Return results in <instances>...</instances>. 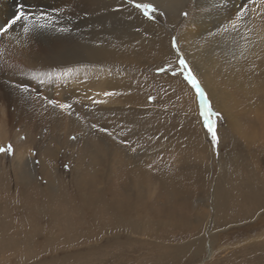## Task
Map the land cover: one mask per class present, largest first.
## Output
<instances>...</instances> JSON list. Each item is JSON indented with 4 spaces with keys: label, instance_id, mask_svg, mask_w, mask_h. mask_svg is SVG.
Here are the masks:
<instances>
[{
    "label": "rangeland",
    "instance_id": "rangeland-1",
    "mask_svg": "<svg viewBox=\"0 0 264 264\" xmlns=\"http://www.w3.org/2000/svg\"><path fill=\"white\" fill-rule=\"evenodd\" d=\"M120 1L127 5L125 10H131L126 17L118 6L102 14L96 5L81 6L78 0L71 1L67 11L51 0H9L3 7L6 13L0 16V26L12 18L21 3L33 18L46 15L52 20L49 27L34 28L27 34L18 23L0 37L2 47L13 40L12 35L30 36L51 58L42 53L33 61L38 70L33 73V80L37 83L25 76L14 85L29 89L20 99L39 111V117L31 123L20 118L19 110L14 114L10 111L4 95L5 87L11 86L6 78L0 80V147H13L11 155L0 153V234L5 232L4 238L20 242L1 244L0 240V264H120L124 259L108 262V257L121 254L125 245L140 243L127 241L125 231L118 237L107 232L90 238L80 236L65 245L50 244L45 239L56 235L54 223H59V219L64 221L65 239L76 235V226H90L86 222L94 213L97 220L110 226V211L104 209L108 201L137 200L141 188L149 201L164 197L171 190L182 192L174 205H187L183 211L189 212V223L184 225L194 227L193 231L170 232L168 240L151 238L148 243L174 250L189 245L191 250L175 256L177 264H264V64L255 58L237 63L205 46L201 49L200 36L196 34L189 40L182 39L191 20V3L175 16L177 22L173 26L167 25L164 9L156 7L159 12L149 21L126 0ZM241 7L236 12H243V22L264 24V0H245ZM233 17L231 20L237 22ZM144 20L170 30L168 50L160 58L151 48L138 51L135 61L117 58L99 64L74 58L79 45L116 52L124 42L153 39L151 30L138 25ZM74 35L84 39L72 41ZM173 38L213 112L219 114L211 117L219 137L218 151L203 126L194 91L182 77L157 73L159 67L176 63L175 50L171 48ZM59 40L61 45L54 46ZM188 47L196 52L195 59V52L190 56ZM63 54L67 62L55 60ZM21 64L27 68L26 63ZM52 75L60 82L44 86L42 79ZM105 92L117 94L105 96ZM49 100L70 104L71 115L69 110L53 107ZM92 149L96 157L84 154ZM46 170L48 177L42 175ZM250 176L255 179L256 193L251 198L253 202L249 200L244 205L256 206L248 207L251 211L236 212L231 202L222 203L216 195L220 185L222 189L228 184L235 192L238 188L243 191ZM46 179L50 185L45 184ZM199 183L205 184L200 191L195 186ZM82 184H86L85 188ZM53 197L62 199L59 202L64 208H58L59 202L51 206L48 200L56 201ZM168 201L174 200H165ZM88 202L93 205L89 207ZM231 208L235 212H229ZM221 212L231 217L228 219ZM50 220L54 222L50 225L53 231L45 227ZM162 234L166 235L163 231ZM138 239L141 238L135 241ZM156 256L147 257L158 264ZM137 261L136 264L144 262ZM162 262L171 264L169 259Z\"/></svg>",
    "mask_w": 264,
    "mask_h": 264
},
{
    "label": "bare ground",
    "instance_id": "bare-ground-1",
    "mask_svg": "<svg viewBox=\"0 0 264 264\" xmlns=\"http://www.w3.org/2000/svg\"><path fill=\"white\" fill-rule=\"evenodd\" d=\"M8 1L9 0H0V10L2 9L0 11V16H3L2 14L4 13L3 7L9 4ZM39 1H42V0H39ZM51 1L54 4H56V6L59 9H63L67 11L69 3L71 1L76 2L77 0H51ZM78 1H80L79 5L81 6L84 4L85 5L88 4L90 6L96 5L98 10L102 14H107L109 8L117 7V6L120 8L121 11L123 10V14L125 17L128 15L129 12H131L130 9L125 10L124 6H127V5H125V3L120 0H78ZM140 1L149 2L153 6L159 9H164L166 20H167L166 21L167 25L172 24L173 26L177 22L175 16L177 14L179 15V12L182 9H184L187 3H191L190 8L188 9V13L191 15V20L185 27L184 32H182V39H184L185 41L189 40L191 38V35L196 34L197 36H200L199 39L201 40V46H200L201 49L205 46L210 49V52H217L219 53L221 57L231 59L232 61L237 62V63L240 60H243L245 58H255L256 60L258 59L260 63L264 64V24L260 25V23H258V25H256L257 23L255 24L251 22V20H246L245 22H243L244 17H242L241 20L240 19L238 20L236 18L237 15L239 14L236 11L242 6L245 0H140ZM234 11L235 13H233ZM233 15L236 16L235 20L237 22H233L231 20V17H233ZM4 18H5L4 20H6V17ZM260 19H261V16H260ZM262 22L264 23V21ZM233 24L236 25L235 28L232 27ZM138 25L140 26L144 25L149 30H151L154 34V38L151 40L149 39V41L147 38H145L147 39L145 41H142L140 39L138 40L135 39V41L132 40L131 42H128V43L124 42V44L121 45L116 52L114 50H113L114 52H112V50L111 52L106 49L104 50L102 48H99V46L82 47L79 45L80 47L76 46L78 48V52H76L73 56L74 58L76 57V61L79 59V57H81L84 60L91 61V62L94 61V63H99V64H101L102 62L106 63L109 60L111 61L117 60V58H119V60L120 59L122 60L123 58H129V60L131 59L132 61H135L137 60V56L139 52L143 53L146 51L144 50V48L145 49L151 48L153 49L151 51L156 52V57L160 58V54L163 55L164 52L168 50V47H167L168 34H170V30L165 29L164 26L158 25L156 23L155 24L147 23V20L145 22L143 21L138 22ZM143 30H144V27H143ZM141 32L142 34H144L142 30ZM11 37H13L12 41H6L7 43L2 44V47L0 46V80L2 78H6L10 83L9 85L11 86V87L9 86L5 87L4 97L9 102L8 104L10 107V111H12L13 114L19 110L20 118H22L24 121L32 122L35 120V118L39 117L38 116L39 111L32 103L23 102V100L20 99V97L24 96L26 92H21L19 90V87L15 88L14 85L17 81H19L21 78H24L25 76L27 78H31L32 81L35 80L36 82L35 78L33 80V73L35 71L37 72L38 70H36L37 68L35 67L33 61L39 56V54H42V53L43 54L46 53L47 58H48L49 53L45 52V49L34 38L30 36L27 37L25 35H21V37H19V36L12 35ZM80 39H84V38L78 35H74L72 41L76 42V41H79ZM181 41L183 43V40ZM61 43L62 42L59 40L57 41V43L54 44V46L58 45L59 47ZM180 47L184 48L185 45L183 46L180 45ZM188 50L190 51L188 52L190 56H192V51L195 52L193 48L191 47H188ZM195 55H196V52L194 53L192 59H195L194 58ZM66 59H67L66 56H64L63 54L61 55L60 58H56L55 60L64 63V62H67ZM95 61H99V62H95ZM21 62L26 63L27 65L26 69H25V65L21 64ZM48 62L50 63V60H48ZM48 62H46L47 65H48ZM28 66H32V69L29 68ZM53 76L54 75L48 76L45 80L44 78L42 79V81L44 82V86L51 87L55 85L56 83L60 82L59 78L56 79L55 76L54 77ZM11 121H14V120L12 119ZM50 153L51 152H49V154ZM85 153H92L91 155H94V157H96V153L94 152L93 149L87 150L86 152H84V154ZM86 156L88 155L86 154ZM242 174L246 175L248 173H242ZM42 175L50 176L49 170H46L45 173H43ZM251 178H252L251 176L250 178H246L247 180L248 179L250 180L247 181L246 185L243 187V191H241V189L238 188L235 192L234 188L231 185L229 187L228 184L226 186L224 185L222 189L220 185L218 187V191L216 195L222 198V203L224 201H228V203L231 202L236 212H244L243 211L244 209L251 211V209H254L256 206L253 205L252 207V206L244 205L245 202L249 200L253 202V199L251 198L253 196V193L254 192L256 193V191H254L253 189L255 186L254 185L255 179H251ZM45 184L50 185L47 179L45 180ZM85 185L82 184L81 186L85 188ZM137 185L142 186L140 184H137ZM204 185L205 184H202V183L195 184L198 191H200V188L204 187ZM123 189H124L123 190L124 193L125 191L127 192L125 188ZM142 189L143 188H141V191L136 194L137 200H133L131 202L127 201L126 199L118 201V199L116 198L117 200L114 199V200L108 201L104 209L106 211L108 210L110 211V226H108L107 224H102L103 222H100L99 220H97L96 219L97 214L94 213L88 217L89 220L86 222L87 223L86 225L88 224L90 225V226H87L88 228L83 227L84 228L83 229L81 226L80 227L76 226L75 227L76 229L74 230L77 232L76 235L73 236V238L65 239L64 237L65 235H63V233L65 234L64 232L65 226L63 227L64 221L61 222V220L59 219L60 221L59 223H54L53 221L50 220V222L48 221L47 226L45 225V227H47L48 230L53 231L52 230L53 226H50V225L51 223H54V225H57V228L54 227L55 228L54 230L56 231L57 229V231H56V235L47 236V238L45 239V242L50 243V244H53V243L56 244L57 242H59L65 245L66 243H73L72 240L74 238L76 239L77 237L79 238L80 236L84 237L87 235L86 237L90 238L93 236L96 237L97 235L99 236L100 234H105L107 232L111 234L112 237H118L119 236L118 233L120 234V232L125 231L124 234H125V237L127 238V241L129 239L130 242L132 243H135V242L136 243L140 242V243L138 245H125L126 248L120 249V250H123L121 254L120 253L118 254L120 255V257H118V255L116 256L115 254H113V256L108 257L109 258L108 262H110V260H112L113 258H121L126 261L121 260L120 264H122L123 261L125 264H129V263L136 264L138 262L137 261L138 259L140 262L144 260L143 264H154L155 260L150 262L147 256L158 254V257L156 256V259L159 260L158 264H161L163 263L162 261H165L168 259L170 260L171 264H177L175 260H178V259H175V256L177 258L178 256H180V254H183V252L185 253L184 250H188V251L191 250L189 245L183 246L182 249H180L179 247L178 250H174V248L173 249L170 248L171 249L170 250L164 245H151L148 243H150L149 241H152L151 238H155V239L157 238V240L159 238L160 240L161 239L168 240L170 238L168 237L170 232H178V231H184V230L186 231V229H188V231H193L194 227L184 225V224L189 223V220H188L189 212L183 211V209L187 205H184V204H181V205L178 204V206L174 205L177 202L176 200L178 199L176 198V196L178 197L180 193L182 192H175L174 190H171L169 193L167 194L165 193L166 195H164V197L156 198L153 201L152 200L149 201L148 199L145 200V195L143 194H146V193H144ZM117 193L115 194L117 195ZM115 194L113 192V195ZM92 195L90 194V199ZM107 197H109V195ZM169 198L174 201L165 202V200ZM54 199H56V201L53 199H49V200L47 199L51 206H53L54 204H57V202L62 200L59 198L58 199L54 198ZM161 199H163L164 201H161ZM91 201L93 200L91 199ZM255 202H258V200H256ZM88 205L90 207L91 205H93V203L88 202ZM59 207H61V202H59L58 204V208ZM85 207L86 206H84V208ZM248 207H252V208L250 209ZM61 208H64V207L62 206ZM233 208H231L229 212H235L233 211ZM178 209L180 210L182 214L178 212ZM221 214L222 216L224 215L228 219L231 217L230 214L227 212L224 214L221 212ZM224 220L225 219H223L222 221ZM162 231L166 233V235L162 234ZM4 234L5 232H2L0 234V240H3L1 241V244L4 242L7 244H9L10 242L12 243L18 242L20 244L18 239L17 240H14V239L7 240L8 237L4 238L5 237ZM137 238H141V239H138L139 241H135V239ZM151 243L155 244L153 242ZM68 246H74V245H68ZM114 247L117 248L119 247V245H115ZM196 251L199 253V247L197 248ZM197 252H194V253L196 254ZM136 253H139V254H136ZM107 255H109V253L106 254L105 256ZM137 255H139V257ZM184 255L185 256L189 255L190 257V254H187V255L184 254ZM133 257H135V259H133Z\"/></svg>",
    "mask_w": 264,
    "mask_h": 264
},
{
    "label": "snow or ice",
    "instance_id": "snow-or-ice-1",
    "mask_svg": "<svg viewBox=\"0 0 264 264\" xmlns=\"http://www.w3.org/2000/svg\"><path fill=\"white\" fill-rule=\"evenodd\" d=\"M126 2L133 7L134 9L139 10V12L149 21H153L156 18L159 10L153 6L151 3H141L137 2V0H126ZM247 11V10H245ZM185 17L188 16V13H184ZM243 17V12L237 15V19H241ZM39 20H46L48 23H40L36 22ZM52 18L46 15L35 16L33 18L32 15L25 11L24 5L21 3L17 8L12 18L8 20L3 26H0V37L5 36L9 33L10 30H14V26L18 23L23 27V32L25 34L29 33L34 28L45 29L50 26ZM233 28L236 27L235 24L232 25ZM64 31V29H61ZM171 48L175 50L176 55V63L173 65L172 63L167 64L166 66H161L157 69L158 74H170L173 77H182V79L187 83L188 86L194 91L195 96L198 100L199 108H200V116L203 118V126L207 131V134L211 137V144L213 148H219V137L217 135V131L215 128L214 121L212 120L213 115H219L218 113H214L211 107L210 101L202 88L199 80L196 75L193 73L192 68L190 67L188 61L181 54V50L178 47L177 41L175 38L171 41ZM19 90L21 92H28L29 89L27 87H20ZM117 93L114 92H105V96H113ZM154 99V98H149ZM102 101H95V103H101ZM49 104L53 107H59L62 111L69 110V114L71 115V105L70 104H57L56 101L49 100ZM100 131H106V129H100ZM111 135V133H108ZM75 139V137H73ZM0 153H6L11 155L13 153L12 145H8L7 147H0Z\"/></svg>",
    "mask_w": 264,
    "mask_h": 264
}]
</instances>
